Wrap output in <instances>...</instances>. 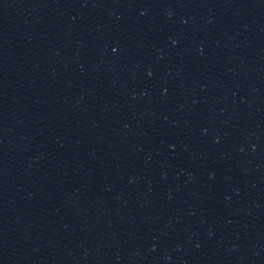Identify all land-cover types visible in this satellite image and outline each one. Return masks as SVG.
Masks as SVG:
<instances>
[{
  "label": "water",
  "instance_id": "1",
  "mask_svg": "<svg viewBox=\"0 0 264 264\" xmlns=\"http://www.w3.org/2000/svg\"><path fill=\"white\" fill-rule=\"evenodd\" d=\"M0 79L150 131L264 148V0H0Z\"/></svg>",
  "mask_w": 264,
  "mask_h": 264
}]
</instances>
